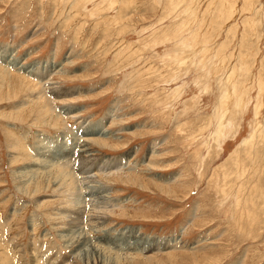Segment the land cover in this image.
I'll return each instance as SVG.
<instances>
[{
  "label": "rangeland",
  "instance_id": "374dc122",
  "mask_svg": "<svg viewBox=\"0 0 264 264\" xmlns=\"http://www.w3.org/2000/svg\"><path fill=\"white\" fill-rule=\"evenodd\" d=\"M0 264H264V0H0Z\"/></svg>",
  "mask_w": 264,
  "mask_h": 264
},
{
  "label": "bare ground",
  "instance_id": "6f19581e",
  "mask_svg": "<svg viewBox=\"0 0 264 264\" xmlns=\"http://www.w3.org/2000/svg\"><path fill=\"white\" fill-rule=\"evenodd\" d=\"M106 163V162H105ZM110 163V162H109Z\"/></svg>",
  "mask_w": 264,
  "mask_h": 264
}]
</instances>
